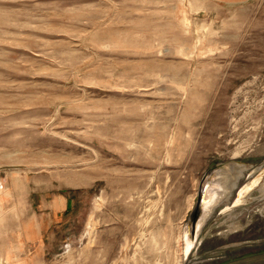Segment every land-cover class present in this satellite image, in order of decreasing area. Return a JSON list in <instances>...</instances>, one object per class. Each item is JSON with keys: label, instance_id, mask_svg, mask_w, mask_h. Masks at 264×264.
<instances>
[{"label": "rangeland", "instance_id": "obj_1", "mask_svg": "<svg viewBox=\"0 0 264 264\" xmlns=\"http://www.w3.org/2000/svg\"><path fill=\"white\" fill-rule=\"evenodd\" d=\"M228 161L264 166V0H0V264H264L261 185L184 253Z\"/></svg>", "mask_w": 264, "mask_h": 264}, {"label": "bare ground", "instance_id": "obj_2", "mask_svg": "<svg viewBox=\"0 0 264 264\" xmlns=\"http://www.w3.org/2000/svg\"><path fill=\"white\" fill-rule=\"evenodd\" d=\"M248 164L239 163L237 161H228L223 163L220 167H217L214 172H210L204 181H201V185H205L203 191V200L200 204L201 214L196 224L195 239L190 238L192 226L190 222H187L184 229V253H187L200 241L203 235V228L206 225L208 218L218 206H224L221 210L230 211L232 208L238 205H244L252 188L259 187L261 185L264 188V182H259L264 178V166L258 167L256 170L252 168L246 177H248L246 183H241L240 179L244 175L245 168ZM245 180V181H246ZM199 186V187H200ZM237 190L233 196L234 191ZM264 194V193H263ZM232 197V201L227 205V201ZM222 213V212H220Z\"/></svg>", "mask_w": 264, "mask_h": 264}, {"label": "water", "instance_id": "obj_3", "mask_svg": "<svg viewBox=\"0 0 264 264\" xmlns=\"http://www.w3.org/2000/svg\"><path fill=\"white\" fill-rule=\"evenodd\" d=\"M223 163H219L216 165V167L210 169L209 171H207L204 175H203V178H202V181H204L206 179V177L209 175L210 172H214V170L217 168V167H220ZM205 189V185H201L200 186V189H199V195H198V199L196 201V204H195V207H194V210L192 211V213L190 214L189 216V221L191 223V226H192V230H191V233H190V238L191 239H195V233H196V224H197V221H198V218L201 214V210H200V204L203 200V191Z\"/></svg>", "mask_w": 264, "mask_h": 264}, {"label": "crops", "instance_id": "obj_4", "mask_svg": "<svg viewBox=\"0 0 264 264\" xmlns=\"http://www.w3.org/2000/svg\"><path fill=\"white\" fill-rule=\"evenodd\" d=\"M216 2H220V3H242V2H246L249 0H213Z\"/></svg>", "mask_w": 264, "mask_h": 264}]
</instances>
